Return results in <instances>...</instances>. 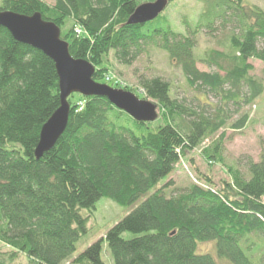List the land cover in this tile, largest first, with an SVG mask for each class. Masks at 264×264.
I'll use <instances>...</instances> for the list:
<instances>
[{"label": "trees", "instance_id": "obj_1", "mask_svg": "<svg viewBox=\"0 0 264 264\" xmlns=\"http://www.w3.org/2000/svg\"><path fill=\"white\" fill-rule=\"evenodd\" d=\"M196 1L203 5L199 22L182 34L163 11L144 24H128L137 0H2L0 11L39 13L53 22L70 55L94 67L97 83L107 74L109 53L129 65L153 47L166 53L188 87L213 95L217 105L185 103L159 76L141 78L142 92L134 93L157 104L152 122L136 121L104 97L73 93L63 133L36 158L41 127L60 104L57 72L51 59L0 26V242L10 248L0 250V264L20 254L27 264H106L103 250L112 264H264V149L257 161H247V176L228 167L229 179L218 186L202 175L166 191L175 166L209 138L201 156L223 163L224 133L215 135L228 119L224 107L252 103L264 89L248 63L264 64V10L244 0ZM219 28L224 50L199 59L216 70H199L197 36ZM121 116L133 127L120 124ZM247 119L243 113L231 127L241 129ZM101 197L128 211L73 257ZM202 242L214 243V255L196 253Z\"/></svg>", "mask_w": 264, "mask_h": 264}, {"label": "rangeland", "instance_id": "obj_2", "mask_svg": "<svg viewBox=\"0 0 264 264\" xmlns=\"http://www.w3.org/2000/svg\"><path fill=\"white\" fill-rule=\"evenodd\" d=\"M43 1L48 4L53 3V0ZM137 1L144 3L147 0ZM1 3L2 0H0ZM244 3L246 5H256L264 10V0H244ZM202 7V3L196 0H171L163 10L162 15L168 17V25L172 30L185 34L186 26L190 25L194 27L199 22ZM224 34L221 28L211 35L206 34L204 30L198 34L195 57L198 60L197 67L199 70H216L215 67H209L204 62L199 61V59L203 57L204 52L212 49L224 50L223 45L218 44V40L222 41L224 39ZM107 62L108 71L103 78V84L109 85L110 87L122 89V87L128 86L133 89L134 92L132 91V93H141L142 90L139 84L141 78L159 76L171 84V89L177 99L184 100L185 103L193 106L200 103H209L212 106L217 105V99L213 95L206 97L203 93L196 92L188 87L180 69L173 66L169 62L166 53L157 48L150 47L129 65L119 64L112 52L109 53ZM248 63L252 66L249 74L261 79L264 86V64L255 59L248 60ZM107 76H109V80H107ZM224 108L228 119L224 128L215 135L217 137L220 133H224L222 150L223 163H210L201 156L200 152L202 148L213 137L205 140L201 146L196 147L188 154V160L180 161L175 166V169L168 178L172 182V185L166 190L167 193L175 188L189 186L195 182L198 176L201 177L202 175H208L213 183L218 186L221 179H229L228 167L238 168L244 176H247V161L250 159L253 161L258 160L260 151L264 149V89L262 94L252 103L243 105L228 103ZM243 113L248 114V119L244 127L241 129L232 128L231 125ZM125 121L126 119L123 116L118 119L120 124L128 123L130 127H133L129 120ZM158 122L159 120L157 119L154 123ZM127 211L126 207L116 204L109 198H99L87 222V232L75 244L73 257L81 253L88 245L103 237L116 222L126 215ZM82 213L85 215L87 211L83 210ZM124 236L128 238L134 235L125 233ZM9 249L8 245L0 242V250L2 252H7ZM207 252L214 255V243H199L196 248V253L201 254ZM102 258L106 264H112V259L105 250L102 252ZM68 262L64 264H68ZM12 264H27V259L20 254ZM218 264L229 263L226 260H219Z\"/></svg>", "mask_w": 264, "mask_h": 264}, {"label": "water", "instance_id": "obj_3", "mask_svg": "<svg viewBox=\"0 0 264 264\" xmlns=\"http://www.w3.org/2000/svg\"><path fill=\"white\" fill-rule=\"evenodd\" d=\"M168 2L169 0H155L139 4L127 23L144 24L155 19L167 7ZM0 26L17 42L37 49L51 59L57 72L60 104L41 127L35 148L36 158L50 149L63 133L69 114L66 99L73 93L104 97L136 121L152 122L157 118L155 102L141 99L130 91L95 82L92 78L94 67L84 59L73 58L68 51V43L60 38L59 28L53 22L44 20L39 13L27 16L1 10Z\"/></svg>", "mask_w": 264, "mask_h": 264}, {"label": "built area", "instance_id": "obj_4", "mask_svg": "<svg viewBox=\"0 0 264 264\" xmlns=\"http://www.w3.org/2000/svg\"><path fill=\"white\" fill-rule=\"evenodd\" d=\"M75 32L78 34V33H80V30L76 29ZM106 78H107V80H109V76H107Z\"/></svg>", "mask_w": 264, "mask_h": 264}]
</instances>
